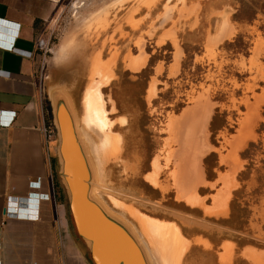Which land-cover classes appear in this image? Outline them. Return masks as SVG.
I'll list each match as a JSON object with an SVG mask.
<instances>
[{
  "label": "rangeland",
  "instance_id": "1",
  "mask_svg": "<svg viewBox=\"0 0 264 264\" xmlns=\"http://www.w3.org/2000/svg\"><path fill=\"white\" fill-rule=\"evenodd\" d=\"M191 1L61 0L43 36L52 53L42 81L47 92L66 97L77 127L96 144L99 134L83 129L84 101L89 83L100 80L94 69L111 74L97 86L106 131L117 138L116 156L102 165V194L131 210L126 218L135 225L143 217L178 228L183 248L177 264H223V253L229 255L225 264H258L244 252L264 253V0H235L236 6L207 0L205 8ZM137 58L143 65L130 69L129 61ZM257 104L255 137L237 152L240 168L226 213L208 215L179 201L172 156L187 126L210 109L206 137L194 124L191 146L206 182L196 192L211 206V196L222 188L218 179L228 170L221 158ZM186 108L191 111L184 113ZM169 119L176 120L178 142H171ZM47 123L55 132L48 108ZM56 142L55 133L52 158ZM155 171L157 185L145 177Z\"/></svg>",
  "mask_w": 264,
  "mask_h": 264
},
{
  "label": "crops",
  "instance_id": "2",
  "mask_svg": "<svg viewBox=\"0 0 264 264\" xmlns=\"http://www.w3.org/2000/svg\"><path fill=\"white\" fill-rule=\"evenodd\" d=\"M206 1L190 4L205 8ZM60 3L0 0V264H92L71 224L55 149L53 158L47 155L41 133L47 108L42 77L36 72V41L43 38ZM34 193L48 197L30 196ZM27 197L34 201L25 204ZM9 199L18 200L16 214L7 211ZM37 204L39 219L26 218L24 209H36Z\"/></svg>",
  "mask_w": 264,
  "mask_h": 264
},
{
  "label": "bare ground",
  "instance_id": "3",
  "mask_svg": "<svg viewBox=\"0 0 264 264\" xmlns=\"http://www.w3.org/2000/svg\"><path fill=\"white\" fill-rule=\"evenodd\" d=\"M143 62L144 61L141 58H137L134 60L132 59L129 61L128 66L132 70H138L143 65ZM93 75H99L100 80L96 85L91 84V82L88 85V91L84 101V109L81 121L83 124V129H92L96 131L97 134H99L100 139L98 143L93 144L85 136L86 134H84V132L81 131V134L78 133L75 125L73 124L74 120L76 119H74L75 117H73L74 114H72L71 105L68 100L65 99L66 97L64 98L58 95L56 98V103L63 110L64 114L67 112L68 118H70L71 116V124L68 123V134L72 143V152L74 154L78 153V155L76 154L70 160L66 178L69 179L71 188L74 192L78 189V193H74V202L76 201L81 203L84 212L89 203V196H86L85 194L89 181L88 179L86 180L83 177L84 174H90L91 172L92 180L98 185V183L102 180L101 178L103 162L105 160H108L109 158L115 157L117 152V138L106 131L107 119L105 117V110L102 99L100 98V94L97 91V86L105 85L111 77V74L106 71L102 72L98 68H95L93 71ZM262 102H260V104ZM258 106L259 105L257 104L252 108L251 111L249 110L246 118L242 120L239 137L237 135V140L235 142L233 141V144L231 142V145L228 143L229 146H231V151L229 150L230 152H227L226 158H221V161H224L228 164V170L225 175L220 176L218 179V181L222 184V188L217 190L216 193L211 196V206H206L204 204L203 198L199 197L196 192V187L198 185H204L206 182H204L202 178V171L199 167V160L196 158L195 148H192L191 146V129L193 128L194 124H197V127L202 132L204 138L206 137L205 130L210 115V109H206V107L202 112V115H199L196 119H194L193 125L187 126L186 130L181 135V140L179 138V132L176 131V120L169 119L170 121L168 122L167 129L171 138V142H178L179 140L181 141L180 149L177 148L179 150L174 151L172 156L176 161V170L175 173L172 174V187H174L176 191V198L179 201H183L190 207H200L203 209L204 213L208 215L222 216L226 213L230 191L233 187H235L234 175L240 168L237 152L243 148L248 140H251L255 137L254 127L259 118ZM189 111L191 110L183 112L186 113ZM184 113L181 115L184 116ZM181 115L180 118L183 117ZM65 118L68 119L67 116H65ZM178 120L180 119L178 118ZM82 134H84L83 140L81 137ZM89 152H91L94 156V163H92V161L90 160ZM167 156L170 157V153H167ZM80 158L84 162V168L81 164ZM194 163H196V167H194ZM153 165L155 166L156 164L154 163ZM156 175L157 172L155 171L153 174L146 175L145 177L153 185H157ZM111 200L113 199L111 198ZM114 205L118 209L122 210V213L126 212V209L120 203L117 204L115 202ZM127 212H129V215H132L133 213L131 210H127ZM137 221L139 222V225H137L138 236L145 243L147 253L149 257L152 258L154 264H177L175 257L178 250H181V248H183V242H181V238L177 228L174 225L171 226L172 224L170 225L159 223L157 221H153L143 217L137 219ZM93 228L95 229V236L99 240L102 258L103 260H105V264H135L133 260L134 256L129 253L127 249L120 246H113L112 244L109 245L106 235L102 231L103 229L97 226L95 227V225H93L92 229ZM131 248L138 250V247L136 245H133ZM244 255L246 258L258 262V264L264 262V253L255 252L251 248L246 249ZM228 256L229 255L227 253H223L220 256L221 263L225 264L229 262ZM139 259V261L141 262L142 257L139 256Z\"/></svg>",
  "mask_w": 264,
  "mask_h": 264
},
{
  "label": "water",
  "instance_id": "4",
  "mask_svg": "<svg viewBox=\"0 0 264 264\" xmlns=\"http://www.w3.org/2000/svg\"><path fill=\"white\" fill-rule=\"evenodd\" d=\"M48 93L49 92L46 91L43 82L42 83L43 99L47 104L49 116L51 118V122L56 133L57 142L55 147V159L57 164L59 181L66 195L67 211L69 213L75 235L86 248L91 263L105 264V260H103L102 258L99 240L95 236V229L94 228L92 229L93 225H95V227L97 226L103 229L102 231L106 235L109 245L112 244L113 246H120L127 249L129 253H131L134 256L133 260L135 264H154L152 258H150L147 253V248L145 243L138 236L137 223L135 225L128 218H126V216H130L129 212H127V209L125 208L126 212L122 213V210L116 208L112 204L111 202L112 197H108V200L104 198L105 196L102 194L104 193V185L102 184V180L97 185V183L92 180L91 172L90 174L85 173L83 177L86 180L88 179L89 181L88 187L85 191L86 196H89V203L85 209V212L83 210V206L81 203L76 201L74 202V198H75L74 193L77 194L78 189L74 192L71 188L69 179L66 178L67 171L69 169L70 160L76 154L78 155V153L74 154L72 152V145H71L72 143L68 134V123L71 124V120H70L71 116L70 118H68L67 112L65 113L66 114L65 115L63 110L56 103V98L58 95L64 98L65 96L61 93L54 91L50 92L49 94ZM65 116H67L68 119H66ZM73 124L75 125L76 130L78 131L79 134H81V131H84L79 127H77L76 120H74ZM83 136L84 134H82L81 136L82 140L84 139ZM69 141H70V145H69ZM89 156L92 163H94V156L91 152H89ZM81 164L84 168L85 165L82 159H81ZM23 202H25V204L27 203L26 201ZM115 208L118 209L119 212L115 210ZM133 245H136L138 247V250L131 248ZM139 256L142 257L141 262L139 261L140 260Z\"/></svg>",
  "mask_w": 264,
  "mask_h": 264
},
{
  "label": "built area",
  "instance_id": "5",
  "mask_svg": "<svg viewBox=\"0 0 264 264\" xmlns=\"http://www.w3.org/2000/svg\"><path fill=\"white\" fill-rule=\"evenodd\" d=\"M1 45H4V44H2L0 42V46ZM5 46H7V45H5ZM36 48H37V54L39 57V62H38V65L36 67V72L41 77L42 71L44 70V66H45V63L47 60V56L52 53V45H50V39H44V38L38 39L36 41ZM41 133H42V137H43V146L45 148L47 155H49L50 148L54 144L55 132H54L52 126L50 124H48L47 122H45L44 125L41 127ZM30 196L40 197V198H42L44 196L48 197V195H46V194H39L38 195L37 193L31 194ZM25 201L29 202V201H34V200H32V199L30 200V197L29 198L27 197ZM38 202H40V201H38ZM7 206H8L7 211L9 212L11 210L12 212H15V214L17 213L18 209L20 208L17 199H9V202L7 201ZM10 206H15V208L13 209V207H12V209H11ZM36 207H37L36 209L32 208L29 210H28V208L27 209L25 208L24 211H27V213L26 212L24 213L25 217L30 218V219H36V220L39 219V209H38L39 204H37Z\"/></svg>",
  "mask_w": 264,
  "mask_h": 264
},
{
  "label": "trees",
  "instance_id": "6",
  "mask_svg": "<svg viewBox=\"0 0 264 264\" xmlns=\"http://www.w3.org/2000/svg\"><path fill=\"white\" fill-rule=\"evenodd\" d=\"M54 165H55V161L52 159V166L54 167ZM57 186H59L58 184H57ZM60 191L62 192V190L60 189ZM81 244H82V242H81ZM83 245V244H82Z\"/></svg>",
  "mask_w": 264,
  "mask_h": 264
}]
</instances>
